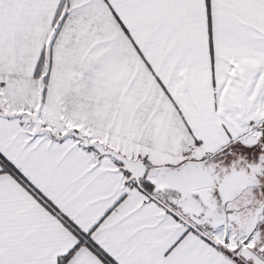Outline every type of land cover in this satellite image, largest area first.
<instances>
[{"label":"snow or ice","instance_id":"obj_1","mask_svg":"<svg viewBox=\"0 0 264 264\" xmlns=\"http://www.w3.org/2000/svg\"><path fill=\"white\" fill-rule=\"evenodd\" d=\"M0 264H264V0H0Z\"/></svg>","mask_w":264,"mask_h":264}]
</instances>
